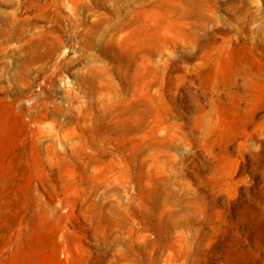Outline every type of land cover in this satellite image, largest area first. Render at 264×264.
I'll list each match as a JSON object with an SVG mask.
<instances>
[{
    "label": "rangeland",
    "instance_id": "rangeland-1",
    "mask_svg": "<svg viewBox=\"0 0 264 264\" xmlns=\"http://www.w3.org/2000/svg\"><path fill=\"white\" fill-rule=\"evenodd\" d=\"M0 264H264V0H0Z\"/></svg>",
    "mask_w": 264,
    "mask_h": 264
}]
</instances>
